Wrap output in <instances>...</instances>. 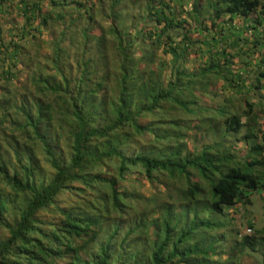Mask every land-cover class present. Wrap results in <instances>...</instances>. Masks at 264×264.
<instances>
[{"label":"trees","instance_id":"obj_1","mask_svg":"<svg viewBox=\"0 0 264 264\" xmlns=\"http://www.w3.org/2000/svg\"><path fill=\"white\" fill-rule=\"evenodd\" d=\"M22 16L53 51L19 93L23 46L0 65V264H264V226L231 227L264 191V30L233 22L263 29L264 0Z\"/></svg>","mask_w":264,"mask_h":264},{"label":"crops","instance_id":"obj_2","mask_svg":"<svg viewBox=\"0 0 264 264\" xmlns=\"http://www.w3.org/2000/svg\"><path fill=\"white\" fill-rule=\"evenodd\" d=\"M56 2H63V0H54ZM51 0H0V50L3 53H0V65L2 64V58L6 55L4 51L8 49L10 54L20 55L21 51L16 49L15 46H23V56L30 57L31 48L35 47L33 42L37 38H33L32 35H25V19L22 16V10L25 6L31 8L34 6H39L42 9H47L50 7ZM235 27V34L243 35L246 38H251V36H256L263 31L262 27H258L257 30L247 29L245 21L242 19H235L233 22ZM35 35V32H31ZM44 33V32H43ZM42 33V34H43ZM43 39V35L39 37ZM253 39V37L251 38ZM17 51V52H16ZM257 60L252 62L253 66L258 63L260 56L255 55L254 57ZM239 66L237 60L233 66L234 69H237ZM262 227V226H261Z\"/></svg>","mask_w":264,"mask_h":264},{"label":"rangeland","instance_id":"obj_3","mask_svg":"<svg viewBox=\"0 0 264 264\" xmlns=\"http://www.w3.org/2000/svg\"><path fill=\"white\" fill-rule=\"evenodd\" d=\"M186 9H189V7H186ZM99 20V18L97 17ZM264 24V22H263ZM40 37V36H39ZM38 37L37 42L35 43V47L31 48V54L29 57L30 61V70L28 73L23 72L22 74H19L17 80L15 83H13L10 86L3 85L2 88H9L11 91H17V93L22 91V88L24 84H26L27 79L29 78L30 74L32 72H36L38 68L41 69V71L47 66L46 58L52 55V49L51 45H49V34H44L43 39H40ZM28 84V82H27ZM220 101H222L220 99ZM143 180V179H141ZM144 185L142 187V192L145 194H150L153 191V187L150 185L146 184L145 181L143 180L142 182ZM252 202L253 204L251 206H248L247 209H244L243 211H238L233 217L234 220L231 221V227L235 230L241 231L243 233V230L245 229V224H246V217H254L255 218V223L257 224L258 227L264 226V191L259 192L257 196H252ZM237 210V208L235 209ZM242 212L241 214H239ZM252 236L254 235V232L251 233ZM256 235V234H255ZM263 234L259 235L261 237ZM264 236V235H263ZM242 264H256L255 258H250V257H242L241 259Z\"/></svg>","mask_w":264,"mask_h":264},{"label":"clouds","instance_id":"obj_4","mask_svg":"<svg viewBox=\"0 0 264 264\" xmlns=\"http://www.w3.org/2000/svg\"><path fill=\"white\" fill-rule=\"evenodd\" d=\"M263 30H264V28H263ZM245 231L247 232V230L245 229ZM251 233V232H250ZM250 233H247V234H250ZM251 235V234H250Z\"/></svg>","mask_w":264,"mask_h":264},{"label":"built area","instance_id":"obj_5","mask_svg":"<svg viewBox=\"0 0 264 264\" xmlns=\"http://www.w3.org/2000/svg\"><path fill=\"white\" fill-rule=\"evenodd\" d=\"M247 232L250 233L249 230H247Z\"/></svg>","mask_w":264,"mask_h":264}]
</instances>
